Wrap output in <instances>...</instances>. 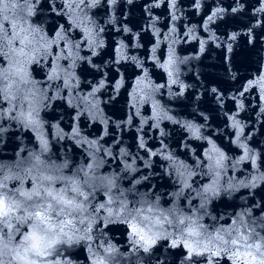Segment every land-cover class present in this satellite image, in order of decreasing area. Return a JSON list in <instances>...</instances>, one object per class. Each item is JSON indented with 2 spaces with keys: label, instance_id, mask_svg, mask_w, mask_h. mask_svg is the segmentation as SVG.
<instances>
[{
  "label": "water",
  "instance_id": "obj_1",
  "mask_svg": "<svg viewBox=\"0 0 264 264\" xmlns=\"http://www.w3.org/2000/svg\"><path fill=\"white\" fill-rule=\"evenodd\" d=\"M2 14L0 185L53 205L48 264H264V0H5ZM16 202L5 264L34 222L17 224L35 209ZM132 204L144 241L120 215Z\"/></svg>",
  "mask_w": 264,
  "mask_h": 264
},
{
  "label": "snow or ice",
  "instance_id": "obj_2",
  "mask_svg": "<svg viewBox=\"0 0 264 264\" xmlns=\"http://www.w3.org/2000/svg\"><path fill=\"white\" fill-rule=\"evenodd\" d=\"M22 2H24V0H17V3ZM4 3L5 0H0V51H3L8 46V44L11 43L10 41H7L5 39V32L11 31V28L5 30L3 27L4 22L7 21V17L2 14V7ZM72 191H76V189L73 188ZM40 195V192L37 190H33L31 192L18 191L16 194H13L11 192L3 191V185H0V202H2V206L7 209V211L4 213V218L0 219V233H4L6 223H11V220H9L8 217L12 214L13 209L20 208V205L16 202L17 197H25L26 200L29 202L27 203L25 210H27L28 208H34L35 210L30 213V215L27 217L21 215L19 217H15V219L17 220L18 225H20L21 223L27 225L30 221L34 222L31 223L30 230L27 233L19 231L21 241H24L27 237H30L32 235L33 230L35 229L36 232L40 234L43 238L41 250L38 253H31L29 255V260L32 261L33 264H48L49 257H52L53 260L55 259L53 252L55 251V255H60V251L55 249L57 230L51 225V223L48 222V217L44 214V211H54L53 205L46 201L42 203L41 201L43 200V197H41V199L33 201L34 196L40 197ZM47 196L51 197L54 200H58L60 204L71 206V201L64 200L62 197H55L53 196V193L51 191L47 192ZM121 208L123 210L120 215L122 216L123 220L127 223L129 229L134 235H139L137 230L138 226L148 227V225L145 223V218L142 217L141 212L136 204H132L131 206L121 205ZM63 211L64 209L61 208L60 212L62 213ZM45 221L47 222V225L45 224ZM70 223V220L62 221V224ZM179 223L184 224V221L181 220ZM60 231L62 232L63 228H61ZM194 231V229L190 228L189 235L194 234ZM4 234L7 235V233ZM139 239L141 241H144L145 236L139 235ZM149 242L151 241L149 240ZM238 243H240L238 239L230 237L228 240L223 241L222 247L227 248L229 245H237ZM257 247H259V245H257ZM230 250L233 252L234 255L237 252L236 248H231ZM229 260H231V257H229ZM0 264H3V262L0 261Z\"/></svg>",
  "mask_w": 264,
  "mask_h": 264
},
{
  "label": "clouds",
  "instance_id": "obj_3",
  "mask_svg": "<svg viewBox=\"0 0 264 264\" xmlns=\"http://www.w3.org/2000/svg\"><path fill=\"white\" fill-rule=\"evenodd\" d=\"M6 211L7 209L4 208L2 206V202H0V219L4 218V213ZM45 224L47 225L46 221ZM5 227H9L11 229L14 228V225L11 223H6ZM42 239V236L34 229L30 237H27L24 241H21L18 246L10 248L8 250V255L12 257V264H33V262L29 260V255L33 252H40ZM0 261L5 264L3 252H0Z\"/></svg>",
  "mask_w": 264,
  "mask_h": 264
}]
</instances>
